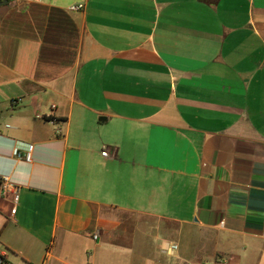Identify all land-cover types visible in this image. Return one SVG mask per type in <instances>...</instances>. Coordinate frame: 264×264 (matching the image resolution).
Wrapping results in <instances>:
<instances>
[{"label": "crops", "instance_id": "obj_1", "mask_svg": "<svg viewBox=\"0 0 264 264\" xmlns=\"http://www.w3.org/2000/svg\"><path fill=\"white\" fill-rule=\"evenodd\" d=\"M1 180L13 264H264V0H7Z\"/></svg>", "mask_w": 264, "mask_h": 264}, {"label": "built area", "instance_id": "obj_2", "mask_svg": "<svg viewBox=\"0 0 264 264\" xmlns=\"http://www.w3.org/2000/svg\"><path fill=\"white\" fill-rule=\"evenodd\" d=\"M81 8V5H77L75 7V9H79ZM33 150H34V146L33 145H27V147L25 148V150H23L22 153H20L18 150H15L14 151V154L22 159L24 162L26 163H31V161L33 160ZM101 154L103 156H106L107 155V152L105 150H103L101 152ZM0 193L2 195H7V194H10L12 195V202L14 204L17 203L18 199H19V188L16 186V185H13L11 183H9L8 181L6 180H1L0 182ZM97 235H93L92 238L93 239H97ZM176 245H172L169 247V253H171L172 251H174L176 249ZM0 264H13L7 257V253L2 251L0 249ZM203 264H211V263H203Z\"/></svg>", "mask_w": 264, "mask_h": 264}, {"label": "water", "instance_id": "obj_3", "mask_svg": "<svg viewBox=\"0 0 264 264\" xmlns=\"http://www.w3.org/2000/svg\"><path fill=\"white\" fill-rule=\"evenodd\" d=\"M6 2H7V0H1L0 5L5 4Z\"/></svg>", "mask_w": 264, "mask_h": 264}, {"label": "trees", "instance_id": "obj_4", "mask_svg": "<svg viewBox=\"0 0 264 264\" xmlns=\"http://www.w3.org/2000/svg\"><path fill=\"white\" fill-rule=\"evenodd\" d=\"M1 1V0H0Z\"/></svg>", "mask_w": 264, "mask_h": 264}]
</instances>
